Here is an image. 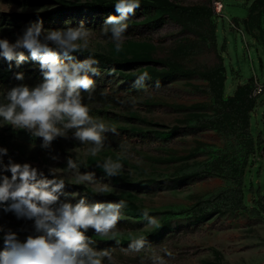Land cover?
I'll list each match as a JSON object with an SVG mask.
<instances>
[{"label": "rangeland", "instance_id": "obj_1", "mask_svg": "<svg viewBox=\"0 0 264 264\" xmlns=\"http://www.w3.org/2000/svg\"><path fill=\"white\" fill-rule=\"evenodd\" d=\"M51 8L0 0V12L30 17L14 37L0 38L14 43ZM73 16L67 28L89 30L85 50L103 59H71L98 61L92 64L98 69L96 81L117 100L96 117L109 128L105 133L117 129L119 135L112 132L117 142L93 156V144L58 135L60 148L55 138L45 146L43 137L23 129L17 142L41 152L28 158L0 142L8 149L4 163L9 157L28 162L44 173L38 179H51L55 170L65 180L60 194L72 203L80 198L89 204L125 201L115 239L87 233L94 243L116 244L107 249L90 245L108 250L112 264H153V257L163 264H264V0H140L119 52L112 32L102 33L105 15ZM52 20H58L56 14ZM52 20L39 23L51 30ZM18 51L24 52V62L39 66L27 50ZM144 72L148 75L139 80ZM6 127L0 128L3 136ZM70 159L75 168L69 169ZM107 162H120V174L108 176ZM77 172L91 175L94 185H77ZM100 184L110 191L96 193ZM145 210L159 228L147 224ZM15 214L9 219L0 211V251L8 232L21 241L43 234L35 218ZM140 238L145 247L130 251L129 244ZM103 264H109L107 257Z\"/></svg>", "mask_w": 264, "mask_h": 264}, {"label": "clouds", "instance_id": "obj_2", "mask_svg": "<svg viewBox=\"0 0 264 264\" xmlns=\"http://www.w3.org/2000/svg\"><path fill=\"white\" fill-rule=\"evenodd\" d=\"M139 7L140 0H116L115 10L119 15H109L106 26L101 29L104 35L112 32L117 52L123 44L127 21ZM89 35V30L83 25L45 30L37 22L27 26L14 43L0 38V55L7 61L15 58L19 64L26 57L23 51L18 50H27L33 60L39 61L43 74V80L37 86L19 85L7 92L8 103L0 105V117L4 123L15 129H27L34 137H43L45 146L56 136L66 135L64 130L74 128V135L81 143L91 142L94 145L89 149L91 155L95 156L100 151L103 147L101 133L108 129L103 123L93 122L82 96V93H88V99L92 98L93 77L98 74V69L92 64L98 61H74L70 56L71 53H83L88 47L86 37ZM147 75V72L142 73L139 80ZM15 78L22 80L23 73H16ZM156 87H159V82ZM102 95H107V92ZM110 130L119 135L114 126ZM7 153V148H0V205L5 206V211L15 210L18 216L35 218L37 230L43 229V234L29 235L23 241L17 238L15 232L5 234L0 264H103L105 257L112 264L110 252L93 249L90 245L94 241L87 233L92 230L97 236L115 239V229L123 218L121 209L126 207V202L89 204L80 198L75 203L63 202L55 206L65 187V180L57 178L55 170H51V179H38V176H44L42 171L28 162H14L11 157L5 164L3 156ZM68 167L75 168L76 163L70 159ZM122 167L120 162L103 165L108 176L120 174ZM7 172L11 173L10 177L5 174ZM74 177L77 185L85 182L94 185L93 177L87 173L77 172ZM95 191L105 194L110 188L100 184L95 186ZM142 216L149 226L160 227L159 221L149 217L147 210ZM144 247L143 238L129 244L130 251L139 252ZM171 255L169 252L168 256ZM152 261L153 264H163L159 257H153Z\"/></svg>", "mask_w": 264, "mask_h": 264}, {"label": "trees", "instance_id": "obj_3", "mask_svg": "<svg viewBox=\"0 0 264 264\" xmlns=\"http://www.w3.org/2000/svg\"><path fill=\"white\" fill-rule=\"evenodd\" d=\"M9 2H14L20 4L23 8L25 7H34L37 5H51V9L46 11L44 14H39V18L36 19L37 22H42L45 19L52 20L54 14L57 15L58 20L51 21V27L54 29H66L72 24L73 21V12H93L95 16L99 19H102V16L105 15L107 18L109 15H119L115 10L116 0H99V1H85V2H75L71 0H7ZM45 18H44V17ZM43 17V18H41ZM30 17L28 16H18L13 13H4L0 12V35L1 36H11L14 37L15 33L19 31L20 28L24 27L25 24L30 23ZM74 55H84L88 57H95L98 60H102L103 56L97 52H90L84 50L83 53H71L70 56ZM126 65V64H125ZM111 68L107 70V74H110ZM16 73H23V79L17 80L15 78ZM91 75V73H90ZM95 80V85L93 92L91 93L92 98L88 99V93H82L84 97L83 102L89 108V114L93 119L94 123L100 124L103 123L99 118L96 117L97 114H100L103 111V107L112 105L116 102L117 97L114 95H102L106 91L102 83L96 81V77H93ZM43 80V74L39 66L34 62L30 61L28 63L22 61L17 63L16 59H13L11 62L7 61L5 58L0 57V105L7 104L6 99L7 92L15 86L27 85L29 87H34L40 84ZM104 124V123H103ZM3 125H7L8 134L3 136L0 133V142L7 145L9 152L15 151L19 154L28 157L35 158L38 153L41 152V149H36V152L33 151L31 146H27L26 143L17 142L19 133H22L24 130L14 129L11 125L4 123L3 118L0 117V128ZM105 125V124H104ZM88 126V125H86ZM106 126V125H105ZM62 128V125H58ZM106 129H109L106 126ZM66 132V137L70 139H77L74 135L76 129L69 128L64 130ZM106 131V130H105ZM102 132L101 136L103 138V147L108 146L112 147L117 141V137L112 134L110 130L108 133ZM34 137L33 135H30ZM8 137V139H7ZM10 138V139H9ZM78 140V139H77ZM57 147H61V142L55 138L53 140ZM91 145L92 143L89 142ZM31 153V154H30ZM9 177L11 176L10 172L5 173ZM71 202V200H65L63 194H59V201L57 203ZM9 204L11 201L8 202ZM5 206L0 205V211L9 219L17 218L15 210L9 209L8 211L4 210ZM119 223H121L119 221ZM116 244L107 242L104 240H97L94 243V247L98 249H107L109 246H115Z\"/></svg>", "mask_w": 264, "mask_h": 264}, {"label": "built area", "instance_id": "obj_4", "mask_svg": "<svg viewBox=\"0 0 264 264\" xmlns=\"http://www.w3.org/2000/svg\"><path fill=\"white\" fill-rule=\"evenodd\" d=\"M261 154H262V156L264 157V144L262 145V148H261Z\"/></svg>", "mask_w": 264, "mask_h": 264}]
</instances>
